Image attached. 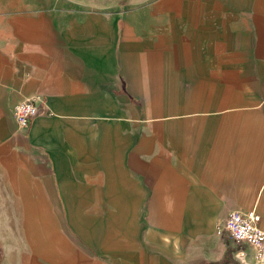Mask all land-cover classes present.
<instances>
[{"label":"crops","instance_id":"crops-1","mask_svg":"<svg viewBox=\"0 0 264 264\" xmlns=\"http://www.w3.org/2000/svg\"><path fill=\"white\" fill-rule=\"evenodd\" d=\"M239 9L0 0V264L260 261L216 232L264 230V0L247 61Z\"/></svg>","mask_w":264,"mask_h":264},{"label":"built area","instance_id":"built-area-1","mask_svg":"<svg viewBox=\"0 0 264 264\" xmlns=\"http://www.w3.org/2000/svg\"><path fill=\"white\" fill-rule=\"evenodd\" d=\"M14 118L19 128H28L39 114L35 101L22 100L14 107ZM261 216L255 210L233 211L224 222L216 227L217 234L226 236L237 245L250 246L255 250L258 260L264 259V230L260 226ZM239 258L245 256V250H238Z\"/></svg>","mask_w":264,"mask_h":264},{"label":"rangeland","instance_id":"rangeland-1","mask_svg":"<svg viewBox=\"0 0 264 264\" xmlns=\"http://www.w3.org/2000/svg\"><path fill=\"white\" fill-rule=\"evenodd\" d=\"M208 1V5H218V6H223V7H230V8H247L250 3L251 5L253 4L254 0H207ZM238 10V12L236 11V13H239L238 18H240V38L238 41L240 43L245 42L244 46L240 47V53L245 59L246 61L249 58H253L254 57V48L249 46L248 43H250L249 37L251 36V32L247 31L243 24L246 23L245 19H246V12L241 10ZM245 30V31H244ZM236 42V39L234 38H230L229 42ZM229 49L232 50V47H230ZM226 52V50H224ZM255 264V263H253ZM256 264H264V259L258 261V263Z\"/></svg>","mask_w":264,"mask_h":264}]
</instances>
